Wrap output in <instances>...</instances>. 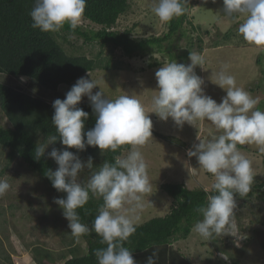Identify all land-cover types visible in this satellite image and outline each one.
I'll use <instances>...</instances> for the list:
<instances>
[{
    "label": "clouds",
    "instance_id": "obj_1",
    "mask_svg": "<svg viewBox=\"0 0 264 264\" xmlns=\"http://www.w3.org/2000/svg\"><path fill=\"white\" fill-rule=\"evenodd\" d=\"M86 3L87 0H35L29 12L31 27L56 33L67 24L74 33ZM189 3L190 0H155L151 11L161 23H168L184 15ZM222 12L230 22L242 21L238 32L248 44L264 48V0H223ZM189 60L187 65L175 60L167 62L155 72L158 90L152 97L151 110H146L134 95L121 94L109 99L102 90L93 93L99 82L86 77L78 78L63 100L53 101L51 121L60 143L66 146L53 147L47 153L58 167L55 171L49 169L46 175L57 192L66 193L64 198H54L53 203L63 210L73 237L78 239L94 231L101 238L106 247L95 250L98 264H137L133 250L125 243H130L141 222L144 196L152 192L148 164L141 151L153 139L149 113L157 114L163 121L171 118L178 128H183L185 123L193 126L196 121L207 120L222 130L210 140L197 139L199 142L187 150V156L196 157L200 168L214 177L210 186L214 194H208L206 204L195 209L202 219L193 225L194 233L205 240L225 234L226 226L235 218L234 194L243 197L251 190L252 162L237 145L255 144L264 153V111L256 107L257 98L237 85L227 65L215 73L214 82L211 80L226 92L218 103L206 94L205 80L195 71L197 66L202 68L205 64L204 56L190 51ZM83 97L88 98L96 116L95 126L86 132L89 113L78 107ZM56 140L57 136L52 135L38 141L34 158L44 157L48 146ZM124 145L131 146L126 154L117 155L114 162L105 160L98 168L93 167L91 156L85 162L68 150L84 151L92 146L104 154L106 150L116 152ZM85 168L91 170L86 181L80 178ZM11 187L7 178L0 177V197ZM90 197L103 200L91 229L81 222L77 212ZM158 251L157 248L151 253L146 264H157Z\"/></svg>",
    "mask_w": 264,
    "mask_h": 264
},
{
    "label": "rangeland",
    "instance_id": "obj_2",
    "mask_svg": "<svg viewBox=\"0 0 264 264\" xmlns=\"http://www.w3.org/2000/svg\"><path fill=\"white\" fill-rule=\"evenodd\" d=\"M132 2L130 12L120 19L118 29L123 31L134 28L133 35L137 39L162 38L168 32V23H161L152 13L155 0ZM222 9L223 0H216V3L212 0L207 3L204 0L196 3L190 0L186 12L189 21L196 27L201 26L209 35L193 31L192 26L186 23L171 42L162 44L161 50L158 46L149 47L144 58L129 59L121 51H116L113 58L122 62L125 69L97 70L98 72L84 76L99 82L93 93L102 90L109 99H115L121 94L134 95L141 100L146 110H151L152 97L158 90L155 72L162 66L149 69L150 57L153 56L152 59L156 61H164V64L175 60L187 65L190 63L187 54L189 43L200 35L204 38V52L201 55L205 58V64L202 68L197 66L195 71L205 80L206 94L218 103L226 95L225 90L211 80L214 82L215 73L223 65H227V70L235 76L237 85L257 98L259 103L256 107L264 111V48H257L244 41L238 32L242 21L230 22L222 14ZM82 23L84 22L81 21L80 24ZM69 40L71 44L66 46L68 53L85 54L91 58L100 51L98 45H85L82 39L71 37ZM108 56L109 50L105 48L102 59L106 61ZM0 81L13 86L18 83L23 87L27 86L25 79L22 81L0 76ZM71 87L61 86L60 92L66 95ZM83 100L90 102L87 97H83ZM149 116L153 122V139L141 151L148 164L152 192L144 196L145 208L140 213V224L164 217L170 212L173 199L160 188L162 184L178 182L188 189L211 190L214 177L200 168L196 157H188L187 150L199 142L197 139L207 141L222 133V130H217L207 120L196 121L193 126L185 123L183 128H178L171 118L163 121L155 113H149ZM0 125H9L1 111ZM155 134L169 140L160 139ZM176 139L188 149L172 144L170 140ZM237 147L251 160L254 181L264 182V153H260L255 144ZM8 153V150L0 148V177L7 178L12 186L10 191L0 197V264H39L41 255L46 250L53 252L54 258L47 259L53 262L68 250L72 242L86 250L84 240L71 235L63 210L53 203V199L57 197L38 174L18 158L2 173L7 165ZM90 171L85 168L81 180L86 181ZM258 193L255 192L249 198L235 199V218L226 226L225 234L214 235L211 240H205L192 231L188 239L179 240L173 248L193 264H264V201ZM224 248L227 250L223 251Z\"/></svg>",
    "mask_w": 264,
    "mask_h": 264
},
{
    "label": "trees",
    "instance_id": "obj_3",
    "mask_svg": "<svg viewBox=\"0 0 264 264\" xmlns=\"http://www.w3.org/2000/svg\"><path fill=\"white\" fill-rule=\"evenodd\" d=\"M192 1L196 3L199 0ZM34 3L35 0H0V76L14 80H21L23 77L27 81L26 87L20 83L13 86L0 81V111L9 124L0 125V148L9 151L7 165L2 173L18 158L45 181L57 198H64L66 193L57 192L46 175L49 169L55 171L58 167L47 153L53 147L58 149L66 147L60 143L59 135L51 121L54 114L53 101L65 98L60 92V87H71L78 78L98 72L97 70H124L123 63L113 58L116 51H121L129 59L144 58L149 47L158 46L160 49L164 42H171L186 23L192 26L193 31L202 32L204 35H209V32L203 31L201 26L193 25L185 13L168 22V32L162 38L137 39L133 35L134 28H126L123 31L118 29L120 19L127 15L133 6L132 0H87L81 19L84 23L79 24L74 33L67 24L60 32H41L31 27L29 12ZM71 37L82 39L85 45L91 47L96 44L100 51L91 58L85 54L68 53L66 46L71 44L69 40ZM203 39L199 35L191 40L187 54H190V51L202 54ZM105 48L109 50L106 61L102 59ZM152 57L148 63L149 69L164 65V61H156ZM78 107L89 113V118L85 121L86 132L95 126L96 116L90 102L83 100ZM52 135L57 136L56 142L50 144L51 148L46 149L44 157L36 160L34 151L37 142ZM155 136L169 140L159 134ZM176 140L170 141L172 144L185 147L184 143ZM186 147L185 150L188 149ZM130 148V145H124L116 152L106 150L104 154L98 147L92 146L86 147L84 151L75 148L68 150L78 155L82 161H87L91 156L93 167L98 168L105 160L114 162L117 155H123ZM160 188L173 199L170 212L164 217L153 218L140 224L135 234L130 237V243L126 242L125 246L133 250L137 264H146L147 258L157 248L159 250L157 264H193L173 247L179 240L189 238L195 222L202 219L195 209L205 205L207 195L214 193L211 190L206 192L205 189H188L178 182L165 183ZM255 192H259L264 201V182L254 181L249 193L243 197L234 194V199L249 198ZM102 204V198L90 197L84 208L77 209L81 222L87 224L90 229ZM80 238L87 244L86 250L72 242L68 250L66 249L53 262L47 260L54 258L53 252L44 251L39 264H98L94 255L95 250L106 245L100 242L101 238L94 231ZM213 241L215 242V238Z\"/></svg>",
    "mask_w": 264,
    "mask_h": 264
}]
</instances>
